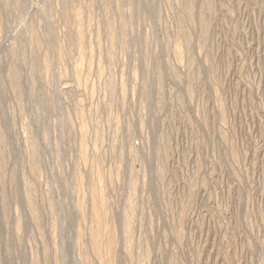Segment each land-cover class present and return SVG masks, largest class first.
Masks as SVG:
<instances>
[{"label":"rangeland","instance_id":"rangeland-1","mask_svg":"<svg viewBox=\"0 0 264 264\" xmlns=\"http://www.w3.org/2000/svg\"><path fill=\"white\" fill-rule=\"evenodd\" d=\"M0 264H264V0H0Z\"/></svg>","mask_w":264,"mask_h":264}]
</instances>
